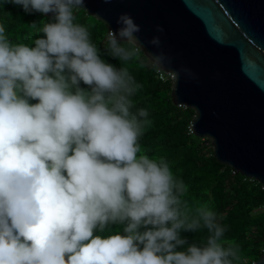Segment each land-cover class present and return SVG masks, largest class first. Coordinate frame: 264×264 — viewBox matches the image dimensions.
<instances>
[{
  "label": "clouds",
  "instance_id": "obj_1",
  "mask_svg": "<svg viewBox=\"0 0 264 264\" xmlns=\"http://www.w3.org/2000/svg\"><path fill=\"white\" fill-rule=\"evenodd\" d=\"M5 2L55 22L37 28L35 47L11 42L0 23V264H236L239 245L224 238L211 202L192 214L167 159L144 153L148 112L132 110L140 85L76 22L84 0ZM117 24L110 54L139 59L140 27L128 14ZM125 221L124 235L94 234ZM201 228L203 246L176 250L187 243L180 230Z\"/></svg>",
  "mask_w": 264,
  "mask_h": 264
},
{
  "label": "water",
  "instance_id": "obj_2",
  "mask_svg": "<svg viewBox=\"0 0 264 264\" xmlns=\"http://www.w3.org/2000/svg\"><path fill=\"white\" fill-rule=\"evenodd\" d=\"M84 3L109 30L122 14L132 17L145 56L175 73L173 103L195 111L194 134L210 140L220 163L264 187V0ZM255 264H264V253Z\"/></svg>",
  "mask_w": 264,
  "mask_h": 264
},
{
  "label": "trees",
  "instance_id": "obj_3",
  "mask_svg": "<svg viewBox=\"0 0 264 264\" xmlns=\"http://www.w3.org/2000/svg\"><path fill=\"white\" fill-rule=\"evenodd\" d=\"M54 15L25 12L22 5L0 0V23L5 25L6 35L13 43L35 47L34 40L45 35L37 33V28L42 27V23L55 22ZM76 22L88 28L91 41L106 63L116 68H126L140 85L132 97V110L135 112L142 108L148 112L149 123L145 125L139 140L144 153L150 158L167 159L173 174L188 186L189 191L184 199L192 214H196L204 202H211L212 209L218 217H222L219 223L226 229L224 238L239 245L240 260L236 264H255L264 253L263 185L217 160L210 140L198 137L192 131L195 111L173 103L172 80L162 81L158 77L157 66L143 51L139 59L132 61L114 58L108 50L110 30L104 21L80 8ZM79 87L90 91V86L82 81ZM38 102L29 99L30 104ZM126 225L127 221L110 223L103 233L97 230L94 234L124 235ZM145 230L144 227L140 229ZM207 236V229L204 228L198 231L182 229L180 237L187 243L176 250L184 251L193 244L203 246Z\"/></svg>",
  "mask_w": 264,
  "mask_h": 264
},
{
  "label": "built area",
  "instance_id": "obj_4",
  "mask_svg": "<svg viewBox=\"0 0 264 264\" xmlns=\"http://www.w3.org/2000/svg\"><path fill=\"white\" fill-rule=\"evenodd\" d=\"M157 74H158V77L162 81L173 80L175 78V76H176L174 72H172V71H165L164 69H162L160 67H157ZM180 106H185V105L181 104ZM192 131H193V129H192Z\"/></svg>",
  "mask_w": 264,
  "mask_h": 264
}]
</instances>
